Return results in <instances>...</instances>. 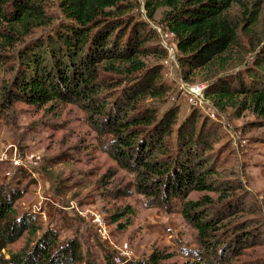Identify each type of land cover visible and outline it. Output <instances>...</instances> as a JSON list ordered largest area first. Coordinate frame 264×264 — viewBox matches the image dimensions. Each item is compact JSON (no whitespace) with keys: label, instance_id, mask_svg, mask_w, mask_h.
Segmentation results:
<instances>
[{"label":"trees","instance_id":"1","mask_svg":"<svg viewBox=\"0 0 264 264\" xmlns=\"http://www.w3.org/2000/svg\"><path fill=\"white\" fill-rule=\"evenodd\" d=\"M239 4L240 0H0V73L11 75L0 81V105L8 109L20 101L37 107L50 104L55 110L73 104L83 110L90 127L104 136L106 152L134 176L131 188L118 195L134 189L145 205L168 213L180 204L184 220L198 232L199 247L188 252L186 264H244L233 260L253 235L222 222L236 216L244 201L232 196L242 188L237 175L226 177V171L216 169L220 150L213 145L220 138L219 125H198L202 115L194 109L175 127L179 109L172 107L161 116L154 104L170 87L161 66L146 61L150 55L168 56L151 23L172 36L186 82L208 73L204 97L214 109H230L236 117L249 112L264 126V44L242 69L230 68L241 58L237 53L242 28L233 12ZM51 7L58 8L60 17L49 11ZM257 18L254 13L247 21L252 24ZM24 190L10 183L0 187V264H100L91 251L83 252L77 236L61 239L55 229L43 226L37 213L18 211L16 202ZM192 192L203 195L191 199ZM131 214L126 207L112 218L118 222ZM24 236L22 248L10 249ZM171 256L156 250L147 259L121 264H164ZM102 264L119 263L107 252Z\"/></svg>","mask_w":264,"mask_h":264},{"label":"rangeland","instance_id":"2","mask_svg":"<svg viewBox=\"0 0 264 264\" xmlns=\"http://www.w3.org/2000/svg\"><path fill=\"white\" fill-rule=\"evenodd\" d=\"M49 11L60 17L57 7ZM140 11L145 18L144 9ZM233 12L241 24L242 48L237 53V58H241L230 68L239 70L252 61L264 44V0H240ZM254 13L258 18L251 24L247 19ZM159 19L160 12L156 16ZM151 25L159 33L168 56L150 55L146 61L149 66H161L163 79L170 87L167 96L154 104L161 116L172 107L179 109L175 127L194 109L202 115L198 125L204 121H209L208 126L219 125L220 138L213 145L220 150L216 169L226 171V177H232L229 173L237 175L242 188L232 196L244 201L236 216H227L222 222L253 235L233 262L264 264V126L257 124L249 112L236 117L230 109L225 113L214 109L204 97L208 73H198L191 83L186 82L172 36L155 23ZM10 76L2 71L0 81ZM50 106L37 107L20 101L8 109L0 105V187L10 183L25 189L16 202L17 210L37 213L43 226L55 229L61 239L77 236L83 252L91 251L100 264L107 252L121 264L124 260L147 259L156 250L172 255L164 264H186L188 252L199 247L198 232L184 220L180 204L168 213L160 206L145 205V198L134 189L129 195H118L131 188L134 176L121 169L106 152L104 136L90 127L86 113L78 106L68 104L55 110ZM202 195L192 192L189 197L198 199ZM209 195L217 198L215 193ZM126 207L132 214L114 222L115 213ZM223 223L221 229H225ZM26 238L10 249L22 248Z\"/></svg>","mask_w":264,"mask_h":264}]
</instances>
